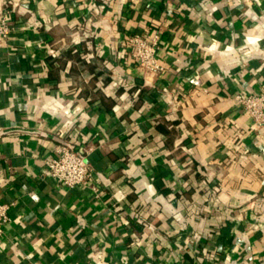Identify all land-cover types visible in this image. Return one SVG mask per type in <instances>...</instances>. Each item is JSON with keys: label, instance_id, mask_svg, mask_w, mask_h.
<instances>
[{"label": "crops", "instance_id": "crops-1", "mask_svg": "<svg viewBox=\"0 0 264 264\" xmlns=\"http://www.w3.org/2000/svg\"><path fill=\"white\" fill-rule=\"evenodd\" d=\"M2 11L0 264H264V126L234 98L264 83V0ZM129 34L159 35L162 74L137 67ZM60 133L87 156L82 187L46 177Z\"/></svg>", "mask_w": 264, "mask_h": 264}, {"label": "built area", "instance_id": "built-area-1", "mask_svg": "<svg viewBox=\"0 0 264 264\" xmlns=\"http://www.w3.org/2000/svg\"><path fill=\"white\" fill-rule=\"evenodd\" d=\"M247 3L250 0H230ZM14 32V27L7 14L0 12V41H6ZM84 37L90 39L91 33H83ZM159 35L148 37L135 34L125 35L126 46L133 52L137 61V67L144 73L158 76L164 72L160 64ZM235 100L255 120L257 126H264V83L258 91L250 93H238ZM57 143L54 154L44 161L46 177L51 179L58 188L73 189L84 186L92 177L93 171L87 160V156L78 153L65 133L57 135ZM99 193L98 188H94ZM11 205L0 203V236L4 234L6 225L12 223ZM128 224V222H126ZM163 244V236H156Z\"/></svg>", "mask_w": 264, "mask_h": 264}]
</instances>
